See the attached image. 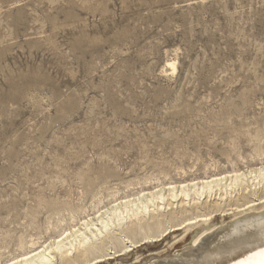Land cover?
<instances>
[{"label":"rangeland","instance_id":"374dc122","mask_svg":"<svg viewBox=\"0 0 264 264\" xmlns=\"http://www.w3.org/2000/svg\"><path fill=\"white\" fill-rule=\"evenodd\" d=\"M262 162L264 0H0V264L114 196ZM182 232L124 263L179 260Z\"/></svg>","mask_w":264,"mask_h":264},{"label":"bare ground","instance_id":"6f19581e","mask_svg":"<svg viewBox=\"0 0 264 264\" xmlns=\"http://www.w3.org/2000/svg\"><path fill=\"white\" fill-rule=\"evenodd\" d=\"M167 66L174 72L176 62L172 60ZM260 165L158 182L130 195L114 196L74 226L39 245L31 243L2 264L14 260L20 264H102L112 258L125 264L127 257L123 255L179 231L184 239L193 233L192 245L182 250L183 257L163 261L159 256L162 261L149 264H260L264 252V178L247 175ZM218 214L222 218L230 215L233 221L217 228L214 221Z\"/></svg>","mask_w":264,"mask_h":264},{"label":"snow or ice","instance_id":"6c2138e0","mask_svg":"<svg viewBox=\"0 0 264 264\" xmlns=\"http://www.w3.org/2000/svg\"><path fill=\"white\" fill-rule=\"evenodd\" d=\"M236 175L238 176H244L245 173H237ZM249 177H256L257 175L260 178H264V163H261L259 169L257 170L256 168L251 169L248 174ZM262 259L260 261V264H264V252H261ZM24 260H27L28 257H23ZM12 264H20V261L14 260L12 261Z\"/></svg>","mask_w":264,"mask_h":264}]
</instances>
